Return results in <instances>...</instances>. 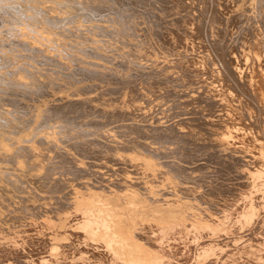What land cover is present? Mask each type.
Segmentation results:
<instances>
[{
  "label": "rangeland",
  "instance_id": "obj_1",
  "mask_svg": "<svg viewBox=\"0 0 264 264\" xmlns=\"http://www.w3.org/2000/svg\"><path fill=\"white\" fill-rule=\"evenodd\" d=\"M158 1L162 2L149 0L148 3L140 4V7L138 3L126 4L118 0H0V249L4 252L0 250V255L4 257H0V264H23V261L25 264V260L33 262L40 260L43 256L52 257V262L46 258L41 259L44 264L59 263L60 261L57 260L65 259L70 250H76V239L64 232L59 217L52 214V217L47 219L49 221L46 222L44 218V222L42 215L50 211L58 213L64 205H71L73 200L68 190L76 181L99 185L102 183L101 179L106 178L109 183L115 181L116 175L122 171L127 176L137 177L131 169L121 164L125 152L119 148L116 154L117 161H109L108 158L111 156H106L103 161L100 158V161L98 160V150L101 149L102 141L103 143L112 141L117 146H122L139 139L155 147L153 135L160 131L168 132L171 126L179 127L184 131L189 127L196 132L199 131L200 127L190 120L192 117L197 118L201 123V120H204L203 122L210 125L220 122L226 113L240 119L251 114V108L245 103H225L219 100L212 89L207 90L205 86L190 84L187 79L185 80V75L178 66L176 67L183 54L176 40L177 25L173 20L175 17H184L182 15L187 13L186 18L189 15H195V23L197 22L195 32L192 34L188 29H184L185 35L183 33L181 35L184 39L183 43L191 44L194 40L201 38L206 47L197 53V59L200 57L198 62H205L208 69L210 68L209 72L216 71L214 74L228 83L227 74L219 69L220 65L214 59L218 54L215 46L219 45L223 50L226 49L232 53L235 49L234 54H238L240 58H244L245 55L253 56L256 36L261 35L264 40V0H184V2L183 0H164L165 2L161 3L162 6ZM173 4H175L174 7ZM207 7L210 17L204 23L200 15ZM166 13L169 17L164 16ZM222 14L225 17L221 16ZM186 18L184 25L190 28L191 25H187ZM170 27L172 30L169 31ZM158 31L164 33V37L171 34V40L167 41L164 37L158 38L156 34ZM195 34L199 36V39L194 37ZM200 34L204 36V39ZM158 39L161 40L158 41ZM212 48L215 50V55L211 51ZM190 53L195 54L194 51ZM172 57L176 60L174 61ZM153 60L159 64L154 63ZM158 65L162 68L158 69ZM168 66L169 68H166ZM244 67L246 68L242 65L241 70ZM151 70H154V73L158 71L156 75L161 73L159 77L163 75L161 79L158 77L163 83H157L159 87L156 85V88L151 89L152 91L148 89L145 81L155 77ZM162 71L163 73L168 71L167 75L170 77H164ZM217 71L223 74L218 75ZM142 72L145 73L142 74ZM112 77H115L114 80ZM134 95L140 101L136 99L134 101ZM184 112H188V115L183 116ZM178 122L181 124L179 125ZM131 128L137 135L129 130ZM139 129L140 133L142 130L143 133L146 132V135L142 133V137L138 132ZM126 130L133 135L126 133ZM123 132L129 136L124 135ZM77 146H81L82 149ZM84 149L90 153L89 156L83 155L81 151ZM132 154L136 162H145L139 150H134ZM108 169L111 171L109 172ZM78 172L81 173L77 174ZM153 193L156 198L161 196L158 190H154ZM101 197L107 203L105 206L99 205V197L89 196L82 204L75 207L91 206L95 210L97 207H115L113 217L115 221L110 224L112 227L115 222L117 224L114 227L117 240L112 245L118 251L114 253L116 261L121 260L129 264L131 261L137 263V259L142 262L148 260L145 255L138 257L136 253L130 251L134 243L127 238L135 224L127 218V215H121L120 210L127 206L121 203L119 194L117 192L113 196L102 194ZM145 200L143 195H139L136 207H162L161 204H150ZM137 217L145 222L160 220L163 225L175 222V217L171 215L152 219L145 214H139ZM28 224L36 226H31L32 228L29 226V229ZM69 224L73 230L79 229L77 219L70 218ZM22 229L24 231H21ZM27 229L29 232H26ZM31 229H36V236ZM47 229H55L56 234L52 236L51 241L45 234ZM27 241H30L29 244ZM103 243L108 250H111L107 240ZM32 245L36 246L35 249H30L32 252L28 251V247L32 248ZM22 252H25L26 257H30L32 253L31 256L34 259H30L31 257L26 259L25 256L18 258L19 260L16 259L19 253L23 254ZM14 259L19 262H14ZM72 262H76V259L72 258Z\"/></svg>",
  "mask_w": 264,
  "mask_h": 264
},
{
  "label": "bare ground",
  "instance_id": "obj_2",
  "mask_svg": "<svg viewBox=\"0 0 264 264\" xmlns=\"http://www.w3.org/2000/svg\"><path fill=\"white\" fill-rule=\"evenodd\" d=\"M118 1L121 3H126V4L138 3L137 5L140 6V4L143 5L145 4V2L148 3L147 1L149 0H118ZM160 1L165 2L164 0H160ZM167 1H170V0H167ZM182 2H184V0ZM158 3L160 2L158 1ZM178 3H175V4H178ZM175 4H173V7L175 6ZM137 5H136V8H137ZM197 10H196V13H197ZM153 11L152 13H155ZM186 11L188 12V10ZM167 13L164 16H168ZM216 13L215 15H217ZM163 14L164 13L162 12V15ZM184 14H186V12H184ZM187 14L182 15L184 17H175L174 20L171 19L173 20L174 24L177 25V28H176V35H177L176 38L177 39L176 40H178V43H179L178 46H180L181 49L183 50V51L180 50L181 54H183V57L180 54L181 58L179 60V63L177 64L175 62L177 64L176 67L178 66L180 68L179 70H181L183 75H185V80L187 79L188 83L200 84L202 86H205V89L207 88V90L212 89L216 93V95L219 97V100L225 101V103L233 102L236 104H242L243 102L246 105H248V107L251 108L252 110L251 114L247 115L246 118L244 119H240V118H235L234 115L232 116L229 113H226L223 115L220 122L211 123L210 125L207 124L206 122H203L204 120H201L202 121L201 123L200 120L192 117L190 118V120L194 121V123L200 127L199 131L196 132L192 130V128H190L189 126H188L189 127L188 130L186 131L181 130L179 127L171 126L168 132L160 131L158 134L153 135L152 138L154 139V142H156L155 147H153L152 144L145 143L143 141H140L139 139L136 140V142L133 141L132 143H127L125 145L123 144L122 146H119V145L117 146L116 144L112 143V141L111 143L110 141H108V143H103L104 141H102L101 149L98 150V156H97L98 160L100 158L103 161L106 156H111L109 158L107 157L109 161H117L116 158H118V156H116V154L119 148L121 149V151L125 152L123 155V160L121 161V164L124 167L131 169V172L136 174L137 177L132 178L130 176H127L126 173L122 171L120 172L119 175H116L117 177L115 181L109 182V183L106 181L107 180L106 178H102L101 179L102 183H100L99 185H96L94 183H89V182L87 183V182H82V181H76L74 183V186L70 187L68 190V193L73 200L71 205L68 204V206L70 205V207H68L67 205H64V207H61L59 209L60 211L58 213H54V211H50L42 215L44 216L43 220L44 218H46L45 220L49 219L50 216L52 217V214L55 215V217H59L60 223L63 224V225L61 224V226H63L62 229L64 230V232H67L69 235L73 236L76 239V243H77V248L75 251L70 250L65 259L63 258L61 260H57L60 262L59 263L53 262L51 264H54V263L55 264H127L121 260L116 261L114 253L118 251H116L112 247L114 241L117 240L116 239L117 232L114 229V227L117 224L115 222V224H113L114 227H112L110 224V222L115 221L113 218L114 213H115V210H114L115 207H97V210H95L94 207H91V206L90 207L89 206L88 207H75V205L77 206L79 204H82L84 200L86 199V197L88 199L89 196L99 197V200H98L99 205L105 206L107 203H105L101 195L107 194L109 196H113L116 192L119 194V200L121 201V203L127 206V207H122L123 210H120L121 215L122 216L127 215V218L133 221V223L135 224V227L133 228V230L130 231L131 234H129V237L128 238L126 237L128 241H132L134 243L133 247L130 248V251L136 253L138 257H140L141 255H145L146 258H148V260L144 259L145 260L144 262L136 258L137 263H135L134 261H131V263L129 264H264V40L263 38H261L262 37L261 35L260 36L257 35L256 39L254 38L256 40V42L254 43L255 44L254 53H253L254 55L253 56L250 55L251 57H248V56L246 57L245 55L244 58H240V56L239 57L237 56L238 54L237 55L234 54L235 49L232 53V52L226 51V49L223 50L219 45L215 46V50L217 49L216 51H218V54L215 55V50L212 48L211 51L215 55L214 59L218 61V64L220 65L219 69L224 70V72L227 74L226 78H229L228 83L224 82L225 80L224 81L221 80V78L218 77L217 74H214L216 71H214V73L212 72V70L211 72H209L210 68L208 69V66L204 64L205 62L204 63H202L201 61L198 62V59L200 57L197 59V53L199 51H202L200 49H203L206 47L204 46V42L200 40L201 38L200 39L198 38L199 36L197 37V35L195 34L196 36L194 37L195 38L197 37L199 40H194L193 43L191 44L183 43L184 39L181 36L182 33L184 32L183 30L188 29L193 34L195 32V27H196L195 24L197 23V22L195 23L196 21L195 15H189V17L186 18ZM200 16H202L204 23H206L207 19H209L210 17L208 7L207 9L203 10V14ZM221 16H224V15L222 14ZM213 17L215 18V16ZM185 18L187 21V25L188 24L191 25L190 28H186L187 26L185 27L184 25ZM166 21L168 20L166 19ZM162 26H165V25H162ZM170 30H172V28L169 29V31ZM196 31L198 30L196 29ZM252 33L254 34L255 32H252ZM156 34L158 35V38L163 39L164 33L162 34L161 32L158 31V33ZM170 35H168V37L165 36L164 39H166L167 41L168 40L170 41L172 38L170 37ZM201 37L203 38L204 36L201 35ZM161 39H158V41H160ZM210 45L211 47H213L212 44ZM169 46H172V45H169ZM189 50H191L192 52L194 51L195 54L193 55V53H190L191 51L189 52ZM204 50L206 51V49ZM167 51L169 50L167 49ZM178 52H176V54ZM188 53H190V55H188ZM207 53H208V50H207ZM203 54H206V53H203ZM210 54H207V55H210ZM174 57L176 56L174 55ZM212 58H213V54H212ZM175 60L176 59L174 58V61ZM215 60H214V63H216ZM209 61H210V58H209ZM154 63H156V61H154ZM156 64H159V63H156ZM242 65L246 66V68L245 67L244 69L242 68L243 70H241ZM143 67L148 68V66H144V65ZM157 67H159L158 69H160L161 66L158 65ZM166 68H169V66ZM216 68L218 67L216 66ZM168 71L164 73L162 71V74H164V77L166 76L170 77L169 75H167ZM139 72H141V70ZM152 72L153 74H155V77H153L152 79L149 78L151 79L149 81L145 80L147 82L149 90L151 89L153 90L154 88H156L157 83H163V81L161 82L160 80L163 75L159 77V74L161 75V73L156 75L158 71L154 73V70H153ZM143 73L145 72H142V74ZM219 73L220 72H218V75L223 74V72H221L220 74ZM182 84L184 85V83ZM161 85H164V84H161ZM178 93H180V91ZM150 95H152V93ZM157 95H159V93ZM134 96L135 98H133V100L135 101V99L138 97H136V95ZM131 103H132V100H131ZM198 112L199 111H197V113ZM186 114L188 115V112L182 115L184 116ZM181 120L182 119H180V121ZM180 124L181 123H179V125ZM182 126H183V123H182ZM192 126L193 125H191V127ZM127 130H126V133L129 132ZM129 130H132V128ZM151 130L153 131V129ZM133 131L135 130L133 129L132 132ZM139 131L140 129L138 130V132ZM155 131H156V128H155ZM132 132L131 134L133 135V133L135 132L133 133ZM141 132L143 133L142 130ZM142 133H140V135ZM128 134H130V132ZM128 134L126 135L124 133V135L126 136H129ZM120 135H119V138H120ZM135 135H137V133H135ZM152 138H149V139H152ZM89 141L91 140L89 139ZM121 144L122 143H120V145ZM77 147H80V149H82L81 146H77ZM136 149L137 151L138 150L140 151V154L142 155V159L145 160V162L143 163H140L141 161L136 162L134 158H132L134 157L133 156L134 154L132 153ZM86 150L87 149H84L81 152H83L84 156L86 155L89 156L90 153L87 152ZM96 159L97 158L95 157V161ZM156 162L158 164H156ZM79 169L82 170V168H79ZM110 171L111 170H109V172ZM80 173L78 172L77 174H80ZM154 190L160 191L161 196L156 198V196L153 193ZM139 195L141 196L143 195L145 197L146 199L145 201H147L146 203L155 204V205L161 204L162 207H136L137 205L136 203H138L137 199ZM139 214L141 215L145 214L149 216L150 219H152L153 217L161 218V217L171 215L175 217V222L169 225H163L160 220L159 221L150 220L149 222H145L144 220H142V218L137 217V215ZM5 217H8V216L5 215ZM72 217L77 219V221L79 222L80 226H79V229L77 230H73L70 227L69 221H70V218ZM35 219H37V217ZM48 221L49 220H47L46 222ZM35 224H31V226L35 227L36 226ZM29 226L30 225L28 224V227ZM50 226L53 227L52 225ZM31 230L36 236L37 234L36 229L35 230L31 229ZM54 230L47 229V231H45V234L48 235L47 237L50 239V241L52 240V236L56 234ZM21 231H24V230L22 229ZM27 231L29 232L28 229L26 230V232ZM16 232H19V231H16ZM104 240H107L109 246L111 247V250H108L107 247H105L103 243ZM23 241H24V238H23ZM27 242L29 244L30 241H27ZM22 243L24 244V242ZM29 247H28L29 249L28 251H31L33 248L35 249L36 246L34 247V245H32V248H29ZM33 252L35 253V251ZM24 253L23 254L19 253L16 256V259L18 258L20 259L23 256H25ZM31 255H30L31 258L26 257V256L25 258L32 259L33 257ZM137 256L135 255V257ZM0 257L4 258L1 255ZM44 258L52 262V259H51L52 257L43 256V258L41 259L44 260ZM72 258H75L76 262H72ZM41 259L40 260L37 259V261H33V262H30V260H25L26 261L25 264H44V262L41 261ZM53 259H55V257H53ZM1 261H3V259H1ZM16 261L14 259V262ZM15 264H19V263H15ZM23 264H24V261H23Z\"/></svg>",
  "mask_w": 264,
  "mask_h": 264
}]
</instances>
